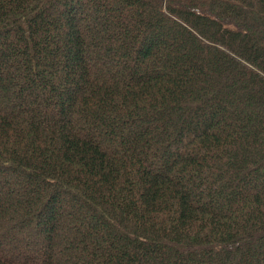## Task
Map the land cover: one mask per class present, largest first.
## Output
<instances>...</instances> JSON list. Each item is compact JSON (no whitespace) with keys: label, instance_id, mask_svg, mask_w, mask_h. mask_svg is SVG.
<instances>
[{"label":"trees","instance_id":"obj_1","mask_svg":"<svg viewBox=\"0 0 264 264\" xmlns=\"http://www.w3.org/2000/svg\"><path fill=\"white\" fill-rule=\"evenodd\" d=\"M0 264H264V0H0Z\"/></svg>","mask_w":264,"mask_h":264},{"label":"rangeland","instance_id":"obj_2","mask_svg":"<svg viewBox=\"0 0 264 264\" xmlns=\"http://www.w3.org/2000/svg\"><path fill=\"white\" fill-rule=\"evenodd\" d=\"M27 234H29L28 232H27ZM24 236V235H23Z\"/></svg>","mask_w":264,"mask_h":264}]
</instances>
